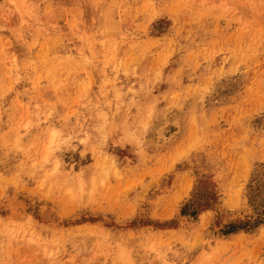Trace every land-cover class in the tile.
I'll return each mask as SVG.
<instances>
[{"label": "rangeland", "instance_id": "rangeland-1", "mask_svg": "<svg viewBox=\"0 0 264 264\" xmlns=\"http://www.w3.org/2000/svg\"><path fill=\"white\" fill-rule=\"evenodd\" d=\"M0 264H264V0H0Z\"/></svg>", "mask_w": 264, "mask_h": 264}, {"label": "trees", "instance_id": "trees-1", "mask_svg": "<svg viewBox=\"0 0 264 264\" xmlns=\"http://www.w3.org/2000/svg\"><path fill=\"white\" fill-rule=\"evenodd\" d=\"M196 204H197V202H195V201H192V202H189L188 204H186V206L183 208V211L184 212H187L188 210H191V211H193V212H195L196 211ZM231 231H234V229H232V230H230V232Z\"/></svg>", "mask_w": 264, "mask_h": 264}]
</instances>
